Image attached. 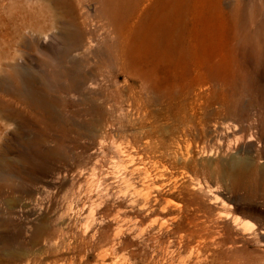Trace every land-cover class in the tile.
<instances>
[{
    "label": "rangeland",
    "instance_id": "374dc122",
    "mask_svg": "<svg viewBox=\"0 0 264 264\" xmlns=\"http://www.w3.org/2000/svg\"><path fill=\"white\" fill-rule=\"evenodd\" d=\"M156 3L0 0V264H264V0Z\"/></svg>",
    "mask_w": 264,
    "mask_h": 264
},
{
    "label": "bare ground",
    "instance_id": "6f19581e",
    "mask_svg": "<svg viewBox=\"0 0 264 264\" xmlns=\"http://www.w3.org/2000/svg\"><path fill=\"white\" fill-rule=\"evenodd\" d=\"M60 2H67V0H58ZM184 1V0H183ZM183 1L182 0H157L156 5H154L152 11L150 12V26H149V35L148 38H150V44H153L154 51L157 52L158 47H165L170 45L173 40L175 39V30L177 23L182 19L181 16L183 14ZM5 3V2H4ZM47 4V3H46ZM8 5V4H7ZM71 5V4H70ZM112 5V4H111ZM66 6V5H65ZM4 7V6H3ZM8 7V6H7ZM10 7V6H9ZM8 7V9H9ZM26 7V6H25ZM2 8V7H1ZM6 8V7H5ZM61 8V7H59ZM65 8V7H64ZM74 8V7H73ZM4 9V8H3ZM20 9V8H19ZM25 9V8H24ZM42 9V8H41ZM45 9V8H44ZM77 9V8H76ZM21 10V9H20ZM23 10V9H22ZM40 10V9H39ZM73 10V9H72ZM71 10V11H72ZM75 10V9H74ZM73 10V11H74ZM115 10V9H114ZM38 11V10H37ZM42 11V10H41ZM44 11V10H43ZM53 11V10H52ZM68 10V13L71 12ZM77 11V10H76ZM8 12V11H7ZM40 12V11H39ZM56 12V11H55ZM67 12V11H66ZM45 13V11H44ZM76 13V12H75ZM37 14V13H36ZM48 15V13L46 12ZM60 12H58V15ZM63 14V13H62ZM65 14V13H64ZM63 14V15H64ZM74 14V13H73ZM77 14V13H76ZM18 15V13H17ZM31 15H33L31 13ZM54 15V14H53ZM62 15V17H63ZM75 15V14H74ZM23 16V15H21ZM28 16V15H27ZM39 16V15H37ZM43 16V13H42ZM41 16V17H42ZM60 16V15H59ZM46 17V15H45ZM61 17V16H60ZM73 17V15H72ZM32 18V17H31ZM65 18V17H63ZM16 19V18H15ZM30 19V18H29ZM46 19V18H44ZM49 23H52L55 18L50 14L48 16ZM47 19V20H48ZM59 19V18H58ZM68 19V17H67ZM38 20V19H37ZM56 20V19H55ZM74 20V18H73ZM71 20V21H73ZM32 21V20H31ZM36 21V20H35ZM46 20L40 21V25H43ZM18 22V21H17ZM70 22V21H69ZM46 23V22H45ZM55 23H57L55 21ZM47 24V23H46ZM45 24V26H46ZM74 24V23H73ZM71 23V25H73ZM180 24V23H179ZM39 26V25H38ZM72 27V26H71ZM29 28V27H28ZM50 28V27H49ZM142 29V28H141ZM140 29V30H141ZM176 29V28H175ZM177 35V33H176ZM177 37V36H176ZM174 38V39H173ZM158 54V53H157ZM159 56H164V54H159ZM129 157V156H128ZM119 168V167H118ZM115 169L117 170V167L115 166ZM119 171V170H118ZM118 173V172H117ZM120 173V172H119ZM264 236V232L262 233ZM103 264H106V260L101 258L100 260ZM206 264V263H205Z\"/></svg>",
    "mask_w": 264,
    "mask_h": 264
}]
</instances>
